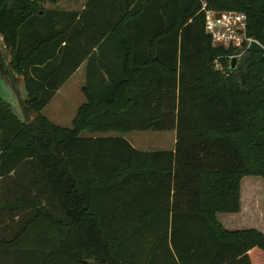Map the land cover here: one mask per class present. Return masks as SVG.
<instances>
[{
	"label": "trees",
	"instance_id": "16d2710c",
	"mask_svg": "<svg viewBox=\"0 0 264 264\" xmlns=\"http://www.w3.org/2000/svg\"><path fill=\"white\" fill-rule=\"evenodd\" d=\"M55 2L0 0L24 92L18 112L0 96V264H264L262 232L217 218L264 179V49L231 68L200 0ZM205 2L264 44V0ZM83 62L85 100L58 126L40 112ZM134 130L174 131V149L101 135Z\"/></svg>",
	"mask_w": 264,
	"mask_h": 264
},
{
	"label": "rangeland",
	"instance_id": "374dc122",
	"mask_svg": "<svg viewBox=\"0 0 264 264\" xmlns=\"http://www.w3.org/2000/svg\"><path fill=\"white\" fill-rule=\"evenodd\" d=\"M77 0H56V8H67L71 7ZM79 2V0H78ZM50 6V4H47ZM73 9L78 8V3L75 4ZM0 47L3 53L4 67L2 70V76H0V96L8 101L14 111H19V106H22L23 100V90L20 86L21 76L15 74L11 71L10 67V56L9 51L2 44V39L0 37ZM3 77V78H2ZM7 80V81H6ZM16 85L18 89L20 87L21 94L19 95L10 93V85ZM84 84V66L79 70L74 72L64 84L56 91L51 100L44 106L41 110V114L47 117L52 123L65 127H72V119L75 116L77 109L81 103L84 102L85 98L81 91V87ZM17 91V90H16ZM20 96V97H19ZM84 135L87 133L84 132ZM120 134V133H118ZM104 136V134H101ZM123 138L133 140L140 137L139 143L137 146L145 149H161L169 150L174 145L170 136L174 135L170 131H130L127 133H122ZM119 135V136H120ZM245 180L242 183V194L244 195V201H242V210L241 213H238L232 217L227 214H220V220L228 228L235 229L237 224H251L250 227L255 226L257 222L264 224V179L259 176H246ZM225 218H228L230 222L225 223ZM249 227V228H250ZM239 228V226H238Z\"/></svg>",
	"mask_w": 264,
	"mask_h": 264
},
{
	"label": "built area",
	"instance_id": "2783aa9c",
	"mask_svg": "<svg viewBox=\"0 0 264 264\" xmlns=\"http://www.w3.org/2000/svg\"><path fill=\"white\" fill-rule=\"evenodd\" d=\"M201 1V10L204 12V29L209 34L214 45L231 47L237 60L251 48L258 45L264 49V44L256 37L249 35L247 31V18L245 13L236 10L214 11L207 8L205 0ZM214 66L218 70H223V66L218 60L214 61Z\"/></svg>",
	"mask_w": 264,
	"mask_h": 264
},
{
	"label": "crops",
	"instance_id": "0c3cea01",
	"mask_svg": "<svg viewBox=\"0 0 264 264\" xmlns=\"http://www.w3.org/2000/svg\"><path fill=\"white\" fill-rule=\"evenodd\" d=\"M85 1L86 0H79V2H78V0H77V2L76 3H74L73 5H71V7H73L75 4H77L78 3V8L77 9H73V8H71V7H67V8H62V9H64V10H81L83 7H84V4H85ZM56 2L54 3V4H50V6L49 5H47L46 4V7L47 8H56ZM58 9H60V8H58ZM82 66H84V71H85V62H83L82 64H80V66L74 71V72H76L77 70H79ZM73 72V73H74ZM11 87V86H10ZM10 92H11V94H15L14 93V91L12 90V88H10ZM146 131H148V130H146ZM130 132V131H129ZM171 132H173L174 133V135H171L170 136V138H171V140L173 141V145H175V132L174 131H170V133ZM120 134H122V133H120ZM120 134H118L117 132H106V133H104V136H119ZM125 134V133H124ZM121 137H123V135H120ZM137 138H135V139H133V140H128L129 142H130V144L135 148V149H137V150H141V151H164V150H161V149H155V148H151V149H145V148H141V147H139V146H137V144H135V143H139V141H141L140 140V137H138V136H136ZM174 149V146L171 148V149H169V150H173ZM244 178H246V176H244V177H242V179H241V181H240V210L238 211V212H235V213H218L217 214V218H218V220H219V222L222 224V226L225 228V229H228V230H242V229H256V230H258V231H260V232H262L263 234H264V224L263 223H259V222H257L256 221V223L254 224L255 226H253V227H250V226H248V225H251V224H246V223H244V224H237V225H234V226H236L235 227V229H232V228H228L229 226H225L224 225V223L223 222H221V220L219 219L220 217V214H227V215H231L230 217H232V216H234V215H236V214H238V213H241V210H242V201H244V195L242 194V183H243V181L245 180ZM228 222H230V220L228 219V218H225V223H228ZM238 226H239V228H238ZM250 227V228H249ZM258 251V250H257ZM260 252V251H259Z\"/></svg>",
	"mask_w": 264,
	"mask_h": 264
},
{
	"label": "water",
	"instance_id": "95a60500",
	"mask_svg": "<svg viewBox=\"0 0 264 264\" xmlns=\"http://www.w3.org/2000/svg\"><path fill=\"white\" fill-rule=\"evenodd\" d=\"M236 62H237V58L236 57H232L231 60H230L231 68H233L235 66Z\"/></svg>",
	"mask_w": 264,
	"mask_h": 264
},
{
	"label": "flooded vegetation",
	"instance_id": "af4514ba",
	"mask_svg": "<svg viewBox=\"0 0 264 264\" xmlns=\"http://www.w3.org/2000/svg\"><path fill=\"white\" fill-rule=\"evenodd\" d=\"M0 76H2V72L0 71ZM3 78V77H2ZM21 94V93H20ZM23 97V96H22ZM24 98V97H23Z\"/></svg>",
	"mask_w": 264,
	"mask_h": 264
}]
</instances>
